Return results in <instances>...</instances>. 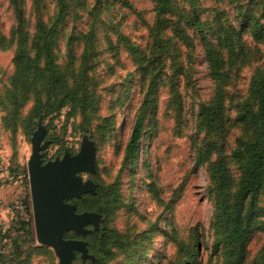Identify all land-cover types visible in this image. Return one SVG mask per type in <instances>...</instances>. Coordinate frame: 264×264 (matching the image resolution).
Instances as JSON below:
<instances>
[{
	"label": "rangeland",
	"instance_id": "374dc122",
	"mask_svg": "<svg viewBox=\"0 0 264 264\" xmlns=\"http://www.w3.org/2000/svg\"><path fill=\"white\" fill-rule=\"evenodd\" d=\"M18 2L29 46L40 22L46 31L56 24L58 0ZM67 2L54 36L47 38L52 42L51 64L45 65L41 54L36 80L15 95L20 23L11 0H0V180L10 183L0 192L6 200L4 206L0 199V209L8 207L9 218L6 242L0 234V252L11 258L10 264H59L55 250L36 237L28 161L33 135L42 127L41 142L48 143L42 151L46 162L74 155L88 142L96 148L95 171L79 173L84 181H92L94 191L68 201L79 213H99L100 222L88 224L83 233H64L65 239L86 241L90 255L82 257L78 251L72 264H99L97 259L105 255L100 244L106 241L111 247L107 264H222L214 251L209 167L224 157L233 187H238L242 161L235 150L252 140L246 118L257 113L258 100L251 96V86L257 73H264V40L253 35L255 25L264 34V0H195V6L190 0H174L181 12L196 9L205 20L219 18L226 26L243 29L234 40L239 56L226 89L223 135L201 123L200 106L212 102L215 82L201 37L184 18L170 14L157 20L155 0ZM130 46L144 50L152 60L140 62ZM73 95L83 101L72 102ZM37 97L51 109L60 101L66 105L30 120ZM147 98L139 150L135 160L127 159V144ZM205 145L211 153L199 162ZM258 204L264 208V183ZM103 206H109L108 213L98 212ZM22 221L28 223L26 228ZM194 244H199V253L186 263L181 245ZM261 258L264 230L254 228L246 264Z\"/></svg>",
	"mask_w": 264,
	"mask_h": 264
},
{
	"label": "trees",
	"instance_id": "16d2710c",
	"mask_svg": "<svg viewBox=\"0 0 264 264\" xmlns=\"http://www.w3.org/2000/svg\"><path fill=\"white\" fill-rule=\"evenodd\" d=\"M237 1V0H235ZM15 7V13L19 20L17 29V43L14 56L16 66L15 83L13 93L16 95L18 90L24 93L26 83L36 80L40 66V55H45V65L51 64V44L47 38L53 37L57 24L63 19V14L68 6L67 0H58V13L56 24L51 30L46 31L43 23H39L36 34L28 46L29 36L24 29V11L18 0H11ZM155 12L157 20L164 19L170 14L178 16V19L184 18L185 25L197 31L201 37V44L204 49L205 58L208 64L209 74L215 82V94L211 103H202L200 106L201 123L208 131L217 134L226 129L227 114L225 110L226 89L230 84L231 69L237 63L238 54L236 53L235 42L242 34V30H235L231 26H226L219 18L213 21L205 20L194 9L192 12H181L176 6L174 0H155ZM195 6V0H190ZM192 6V7H193ZM220 16V15H218ZM217 16V17H218ZM256 24H259L256 19ZM257 25H255V28ZM253 30V35L258 41L264 40V34ZM48 33V35H47ZM217 41V43L215 42ZM164 40L158 39V44H163ZM130 45V44H129ZM135 51V56L142 63L150 62L152 58L148 57L144 50L130 46ZM32 51L36 52L33 56ZM21 83V84H20ZM44 83H48L45 81ZM36 84V83H34ZM33 84V85H34ZM38 91V88H35ZM39 96V93L36 94ZM251 96L258 100L257 113L250 114L247 119V125L252 128V140L246 143L245 147L235 150V156L242 161L241 179L238 187H233V178L230 174L227 162L221 157L210 163L209 177L212 184V193H214V251L220 254L222 264H246V252L248 237L254 228L264 230V208L258 204V197L264 183V73L258 72L251 86ZM81 103L83 100H76L73 95L72 102ZM20 103V100H19ZM150 100L147 98L136 118L133 126L131 138L127 144V159L135 160L139 150V141L143 130L146 115L148 114V105ZM66 105L63 101L51 109L48 103H43L37 97L34 100L31 109L30 120L35 119L40 114L48 115L58 111ZM245 144V143H244ZM211 153L208 146H204L199 152V162H205ZM77 206V205H76ZM109 206H103L98 209L102 214L108 213ZM27 222L22 221V228H26ZM106 233V231H98ZM30 234V230H26ZM2 235V233H0ZM5 235V236H4ZM8 233L3 234L2 239H7ZM107 237L103 235V238ZM88 245L93 242L88 240ZM104 256L99 257V264H107L111 258V247L109 243L100 244ZM199 244L191 246L181 245V252H185L190 263L196 259L199 253ZM11 258L7 254L0 252V264H10ZM255 264H264L261 258Z\"/></svg>",
	"mask_w": 264,
	"mask_h": 264
},
{
	"label": "water",
	"instance_id": "95a60500",
	"mask_svg": "<svg viewBox=\"0 0 264 264\" xmlns=\"http://www.w3.org/2000/svg\"><path fill=\"white\" fill-rule=\"evenodd\" d=\"M44 131L39 127L32 139V154L28 161L36 237L40 244L52 247L59 257V264H72L76 252L89 257L86 241L65 239L64 233H83L88 224L98 225L100 214L77 212L74 197L94 191L92 181H84L79 175L95 171L96 148L92 142L81 147L74 155L66 153L62 158L43 163L42 144Z\"/></svg>",
	"mask_w": 264,
	"mask_h": 264
},
{
	"label": "crops",
	"instance_id": "0c3cea01",
	"mask_svg": "<svg viewBox=\"0 0 264 264\" xmlns=\"http://www.w3.org/2000/svg\"><path fill=\"white\" fill-rule=\"evenodd\" d=\"M9 186H10V183L7 184V183L4 182V185L0 186V192L2 193L3 192V188L9 187ZM0 199H3V200H1V202L3 201L2 203L5 206L6 200L2 196H0ZM7 212H8V207L7 208H2L1 207V209H0V225H3L4 227L8 226V223H9V218H8Z\"/></svg>",
	"mask_w": 264,
	"mask_h": 264
},
{
	"label": "built area",
	"instance_id": "2783aa9c",
	"mask_svg": "<svg viewBox=\"0 0 264 264\" xmlns=\"http://www.w3.org/2000/svg\"><path fill=\"white\" fill-rule=\"evenodd\" d=\"M4 185V181L0 180V186ZM6 227H4L3 225H0V233L2 232L3 234L7 231V229H5ZM7 239H4L3 242H6Z\"/></svg>",
	"mask_w": 264,
	"mask_h": 264
},
{
	"label": "flooded vegetation",
	"instance_id": "af4514ba",
	"mask_svg": "<svg viewBox=\"0 0 264 264\" xmlns=\"http://www.w3.org/2000/svg\"><path fill=\"white\" fill-rule=\"evenodd\" d=\"M43 163H46V161L45 160H43ZM69 202V201H68Z\"/></svg>",
	"mask_w": 264,
	"mask_h": 264
}]
</instances>
